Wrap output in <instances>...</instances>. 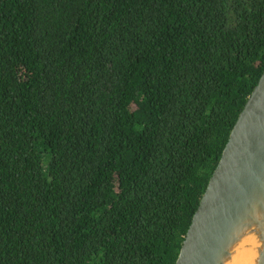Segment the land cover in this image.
Instances as JSON below:
<instances>
[{"label": "trees", "instance_id": "16d2710c", "mask_svg": "<svg viewBox=\"0 0 264 264\" xmlns=\"http://www.w3.org/2000/svg\"><path fill=\"white\" fill-rule=\"evenodd\" d=\"M264 68V0H0V264H173Z\"/></svg>", "mask_w": 264, "mask_h": 264}, {"label": "water", "instance_id": "95a60500", "mask_svg": "<svg viewBox=\"0 0 264 264\" xmlns=\"http://www.w3.org/2000/svg\"><path fill=\"white\" fill-rule=\"evenodd\" d=\"M264 264V68L238 111L173 264Z\"/></svg>", "mask_w": 264, "mask_h": 264}, {"label": "bare ground", "instance_id": "6f19581e", "mask_svg": "<svg viewBox=\"0 0 264 264\" xmlns=\"http://www.w3.org/2000/svg\"><path fill=\"white\" fill-rule=\"evenodd\" d=\"M250 256V254H247L244 250H241L237 256L232 259L231 264H249Z\"/></svg>", "mask_w": 264, "mask_h": 264}]
</instances>
